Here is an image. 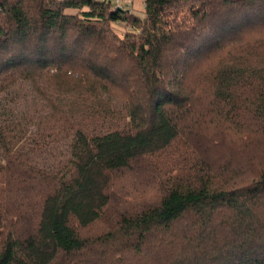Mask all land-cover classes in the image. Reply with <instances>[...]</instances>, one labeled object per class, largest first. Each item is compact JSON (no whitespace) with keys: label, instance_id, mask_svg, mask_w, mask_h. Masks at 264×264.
<instances>
[{"label":"trees","instance_id":"obj_1","mask_svg":"<svg viewBox=\"0 0 264 264\" xmlns=\"http://www.w3.org/2000/svg\"><path fill=\"white\" fill-rule=\"evenodd\" d=\"M140 1L0 0V264H264V0Z\"/></svg>","mask_w":264,"mask_h":264},{"label":"rangeland","instance_id":"obj_2","mask_svg":"<svg viewBox=\"0 0 264 264\" xmlns=\"http://www.w3.org/2000/svg\"><path fill=\"white\" fill-rule=\"evenodd\" d=\"M124 2V0H121V2ZM129 1L126 4L127 7L131 10L133 13L140 14L142 10V3L140 0H126ZM112 28L118 33L122 34L125 30H127L122 24H113Z\"/></svg>","mask_w":264,"mask_h":264},{"label":"built area","instance_id":"obj_3","mask_svg":"<svg viewBox=\"0 0 264 264\" xmlns=\"http://www.w3.org/2000/svg\"><path fill=\"white\" fill-rule=\"evenodd\" d=\"M100 1H111L116 6H121V0H100Z\"/></svg>","mask_w":264,"mask_h":264},{"label":"crops","instance_id":"obj_4","mask_svg":"<svg viewBox=\"0 0 264 264\" xmlns=\"http://www.w3.org/2000/svg\"><path fill=\"white\" fill-rule=\"evenodd\" d=\"M124 2L127 3V2H129V1L124 0Z\"/></svg>","mask_w":264,"mask_h":264}]
</instances>
